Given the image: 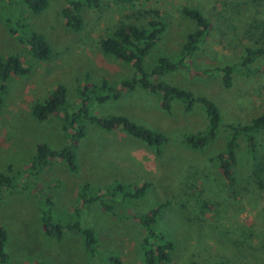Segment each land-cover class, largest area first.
Here are the masks:
<instances>
[{
  "label": "rangeland",
  "instance_id": "374dc122",
  "mask_svg": "<svg viewBox=\"0 0 264 264\" xmlns=\"http://www.w3.org/2000/svg\"><path fill=\"white\" fill-rule=\"evenodd\" d=\"M6 1V0H5ZM136 0L125 6L122 0H98V6L81 4L82 26L73 31L60 12L66 0H48V5L32 13L16 1L0 4V55L15 54L28 68L24 75H11L0 107V172L15 174L14 186L0 191V225L7 233L4 251L17 263L46 264H146L142 239L145 229L139 216L162 203L153 230L172 243L168 261L154 264H264V190L249 178V157L244 138L237 147L235 180L226 181L215 165V155L226 138L228 122H248L264 112V56L256 58L246 74L240 64L246 46L264 42V29L251 28L252 19H264V0ZM200 9L209 22V34L178 68L155 80L190 90L210 99L219 112L215 137L201 149L187 147L182 138L206 127L199 104L190 111L173 99L170 111L160 107L159 95L141 87L124 89L120 82L132 75L129 63L101 52L98 40L111 32L115 23L134 11L158 9L166 22L160 39L144 59L146 69L159 56L175 60L185 34L195 31L192 20L180 13L181 6ZM249 5V6H248ZM23 15L29 26L41 33L50 46L47 59L32 56L26 46L10 34L2 16ZM264 37V36H263ZM264 45V44H263ZM231 65V85L224 87L215 67ZM104 79L120 89L117 98L97 101L90 98L89 109L98 116L123 115L132 121L162 132L167 141L155 154L151 146L122 131H105L86 123V134L74 143L76 169L51 158L43 170L21 173L36 152L37 143L60 149L69 137L62 125L63 113L44 120L30 115L34 102H41L57 85L66 88L65 111L80 106V89ZM103 93L96 92L95 96ZM92 96V93L87 92ZM264 154V130L258 134ZM10 171H9V169ZM16 171H19L17 176ZM86 196L98 200L82 204ZM121 185V190L115 189ZM141 186L139 197L123 193ZM104 190L110 191L103 195ZM114 190V191H112ZM49 212L62 226L78 221L94 230L92 253L84 249L81 236L64 227L60 239L43 233L41 214L44 196ZM101 202L112 203L113 213Z\"/></svg>",
  "mask_w": 264,
  "mask_h": 264
},
{
  "label": "trees",
  "instance_id": "16d2710c",
  "mask_svg": "<svg viewBox=\"0 0 264 264\" xmlns=\"http://www.w3.org/2000/svg\"><path fill=\"white\" fill-rule=\"evenodd\" d=\"M16 1L20 5L19 14L22 7L32 13L42 11L47 5L48 0H0L2 9L4 3L11 4ZM136 0H122L125 6H134ZM258 3V0H251L249 5ZM65 6L61 9V16L65 25L77 31L82 26V17L79 12L80 5L98 6V0H66ZM248 5V6H249ZM149 9L134 11V19H142V22L134 23L127 21V17L120 19L115 23L111 32L99 38L98 44L101 52L110 55L115 59L130 64L132 75L120 82L124 89H132L135 86L141 87L152 93L159 95L160 107L163 111H170V102L173 99L180 100L184 103L183 110L188 112L193 104H199L206 118V127L194 133L183 136L182 142L189 148L201 149L216 134L219 125V112L216 105L204 95H197L190 90L170 84L163 80H155L154 77L160 76L167 71L174 70L179 67L184 59L188 58L200 43L209 34L210 26L208 19L203 12L193 6H181L180 13L186 18L192 20L195 24V31L185 34L184 40L180 46L175 60L168 57L159 56L154 64L146 69L144 59L148 55L150 49L160 39L166 28V22L161 17L158 9L148 6ZM23 15L13 18L11 16H2V21L7 27L10 34L15 35L20 43L26 46L28 52L38 58L47 59L50 55V46L46 38L36 30L32 29L26 22ZM251 18L248 25L253 28L264 29V19L257 21ZM264 42V34L260 35ZM264 44V43H263ZM246 46L244 54L240 58V64L245 67L246 74L255 71V67H250L256 58L264 56V45ZM233 67L225 65L223 67H215L213 71H217L220 75L221 83L224 87L231 85V72ZM28 72V68L24 67L15 54L0 55V107L2 105V97L5 92L6 81L11 75H24ZM103 90V93L95 96L96 92ZM120 89L109 85L104 79L99 83L91 86H84L80 89L81 96L80 106L76 110L70 112L65 111L66 88L59 84L55 86L41 102H34L30 107V115L36 120H44L50 115L62 112V125L67 132L69 140L66 145L60 149H51L45 143L36 144V152L33 158L28 162L25 168L20 170L21 173H38L44 169L51 158H56L64 162L71 171L76 169L74 143L86 134V123L95 125L99 129L105 131L119 130L128 136L140 140L147 146H151L155 154H160L161 146L167 141L166 136L158 131L138 124L123 115H107L98 116L89 109L88 102L90 98H96L97 101H104L109 98H117ZM92 93V96L87 94ZM226 131V138L223 147L218 150L215 155V165L223 172L226 181L232 184L235 180V167L237 165V147L239 138H244L245 151L249 157V178L259 190H264V154L260 152L261 145L259 143L258 134L264 130V112L252 117L248 122H228L223 126ZM9 169V168H8ZM10 171V169H9ZM17 176L20 174L16 171ZM15 174H6L0 172V191L5 188L14 186ZM89 187L84 184L79 197L82 204H88L93 200H98L100 196H86L85 191ZM122 186L117 185L115 189L121 190ZM112 190V191H114ZM110 191L104 190L103 195H107ZM145 192V186L126 191L124 197H139ZM45 209L41 214V222L43 233L51 238L60 239L63 234L64 227L69 231H75L82 238V244L85 250L92 253L95 243V233L91 227L81 226L75 221L66 226H62L57 220H54L49 212L51 205L48 196H44ZM101 199V198H100ZM104 209L113 213L112 203L101 202ZM164 205L162 203L152 207L148 212L139 216V220L145 229V236L142 239L143 259L146 264H154L155 262L168 261L169 253L173 248V243L165 237L162 232L155 231L151 225L156 221L160 214V210ZM7 239V233L0 225V264H30L17 263L10 260L8 254L4 251V244ZM32 264H46L44 262ZM190 264H196L191 262ZM214 264H223L215 262Z\"/></svg>",
  "mask_w": 264,
  "mask_h": 264
}]
</instances>
